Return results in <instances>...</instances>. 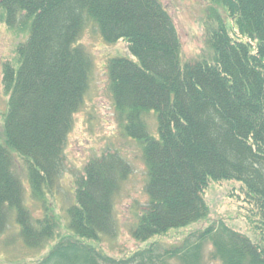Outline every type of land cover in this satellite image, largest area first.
<instances>
[{
  "label": "trees",
  "instance_id": "1",
  "mask_svg": "<svg viewBox=\"0 0 264 264\" xmlns=\"http://www.w3.org/2000/svg\"><path fill=\"white\" fill-rule=\"evenodd\" d=\"M210 1L222 13L210 11L201 54L182 62L175 24L158 0H0V22L27 31L16 65L2 68L0 234L13 210L26 246L54 242L36 264H264V0ZM88 26L107 45L124 41L132 55L105 69L119 129L142 149L147 202L129 232L147 244L118 258L92 244L116 234L113 198L131 172L117 152L96 155L75 176L69 234L57 236L46 206L88 89L91 61L79 42ZM150 112L157 138L147 131ZM15 159L42 217L24 205ZM223 181L239 183L254 240L222 223L169 245L156 240L204 222V191Z\"/></svg>",
  "mask_w": 264,
  "mask_h": 264
},
{
  "label": "rangeland",
  "instance_id": "2",
  "mask_svg": "<svg viewBox=\"0 0 264 264\" xmlns=\"http://www.w3.org/2000/svg\"><path fill=\"white\" fill-rule=\"evenodd\" d=\"M171 15L175 24L180 44L182 62L194 61L203 49V36L207 16L213 9L222 13L220 7L211 4L210 0H158ZM27 31L12 29L0 22V144L5 143L4 122L7 113L8 95L1 84L2 68L5 64L16 65L17 47L25 40ZM80 44L84 47L91 61L88 89L82 107L73 117L71 129L67 135L64 148V170L58 178L51 195L46 198L49 214L55 218L56 234H69L67 230L66 209L74 201V178L83 172L89 159L102 152H117L125 159L131 172L120 185L113 198L116 234L102 235L92 244L102 248L110 257H121L136 248L147 244L137 243L130 235V228L135 223L136 213L147 202L145 193L146 169L142 158L141 145L126 136L119 129L115 117L113 99L108 86L105 66L109 59H131L127 45L118 41L113 45L105 44L98 31L88 26L82 33ZM148 133L158 137L156 116L150 112L145 118ZM16 174L23 186L24 205L35 217L43 216L42 204L31 199L27 178L23 166L15 159ZM239 183L234 181L210 182L204 191L203 198L208 207L207 219L197 225L181 231H171L168 238L156 239L161 244L169 245L180 236L193 229L209 224L222 223L228 228L246 234L255 239L254 231L247 224L241 206ZM13 210L8 215V224L0 234V264H36L45 255L54 242L39 247L26 246L19 234ZM56 236V237H57ZM56 238L54 239V241ZM209 249V245H207ZM172 264H174L172 262ZM214 264V263H207Z\"/></svg>",
  "mask_w": 264,
  "mask_h": 264
}]
</instances>
